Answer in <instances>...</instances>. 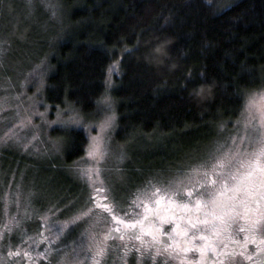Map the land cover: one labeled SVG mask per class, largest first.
Listing matches in <instances>:
<instances>
[{"label": "rangeland", "instance_id": "obj_1", "mask_svg": "<svg viewBox=\"0 0 264 264\" xmlns=\"http://www.w3.org/2000/svg\"><path fill=\"white\" fill-rule=\"evenodd\" d=\"M49 6L50 0H0V241L9 237L7 241H16L10 246L19 240L29 249L43 238L50 246L39 247L40 255L47 257L39 264H181L165 249L140 244L131 236H108L109 230L143 218L140 214L157 201H176L193 209L202 207L207 224L217 233L218 249L226 240L245 239L248 232L260 238L264 250V192L259 201L248 202L250 191L262 187L256 181L259 171L247 180L251 187L244 188L246 193L232 206L220 209L213 203L205 209L218 194L238 186L255 167V154L264 149V86L247 91L237 117L220 124L205 137L208 141L198 147V142L191 144L193 149L174 142L176 147L166 149L169 160L144 170L148 147L163 151L166 139L141 135L120 142L115 138L116 113L109 89L118 57L106 69L102 98L111 97L110 106L100 102L89 116L70 103L54 110L46 104L47 54L42 51L56 38L52 31L60 30L63 23L58 14L51 22ZM253 100L259 110L249 107ZM80 129L86 134L84 151L65 163L69 130ZM94 138L104 153L99 161L87 154ZM260 166L264 168V158ZM88 169H99V177L93 174L89 181L82 176L81 170ZM66 177L74 184H68ZM101 188L104 191L98 192ZM156 188L161 191L153 195ZM98 203H108L112 212ZM248 205L251 210L246 215L242 209ZM252 251L251 246L239 249V255L217 264H264V259L251 260ZM0 264L19 263L0 253Z\"/></svg>", "mask_w": 264, "mask_h": 264}, {"label": "trees", "instance_id": "obj_2", "mask_svg": "<svg viewBox=\"0 0 264 264\" xmlns=\"http://www.w3.org/2000/svg\"><path fill=\"white\" fill-rule=\"evenodd\" d=\"M50 1L51 22L58 14L63 23L42 51L46 104L54 110L70 103L92 115L107 90L106 69L118 57L109 89L115 138L166 139L163 151L148 147L144 170L169 160L174 142L208 141L237 117L247 91L264 86V0ZM69 131L65 163L86 142L81 129Z\"/></svg>", "mask_w": 264, "mask_h": 264}, {"label": "flooded vegetation", "instance_id": "obj_3", "mask_svg": "<svg viewBox=\"0 0 264 264\" xmlns=\"http://www.w3.org/2000/svg\"><path fill=\"white\" fill-rule=\"evenodd\" d=\"M263 173L264 171H259L257 174V183L264 179ZM250 187L251 185L247 183V180L240 182L236 188L218 194L216 198L206 204L205 209L211 207L213 201L215 203L213 207L229 208L234 200L244 196L246 193L243 191L244 188ZM260 192H264V187L257 186L255 190L250 191L248 202L253 204L259 201L261 199ZM248 206H244L242 209V212L246 215L250 214L251 210V206ZM143 212L145 213L140 215L144 217L134 222H138L135 227L122 226L117 228L120 235L116 238L123 239V237L131 236L140 244H146L156 249H165L168 254L176 255L181 264H217L219 261L228 260L231 256L236 257L239 255L237 254L239 249L249 246L253 247L250 254L252 261L264 259V250L260 249V238L251 237L248 232L245 239L241 241L226 240L218 249L216 247L218 242L215 239L217 233L215 234L209 225L205 223L207 218L204 216L202 207L193 209L181 206L176 201H162L152 207H147ZM192 225H195L194 230H192ZM202 236L206 239H201ZM8 239L9 237L4 241ZM3 240L0 241V253L7 256L12 262L39 264L40 261L47 260V257L41 256L39 252V247L42 244L46 249L47 246H50L49 242H44L43 238H40V242L29 249L25 247L26 245L22 241L18 240L15 246H10L16 242L12 239L7 241V245H9L7 246ZM205 245H207L206 248ZM201 248L204 249L203 254L198 250ZM185 249L191 250L185 251ZM35 253L37 259L34 258ZM186 255L192 257L187 258Z\"/></svg>", "mask_w": 264, "mask_h": 264}, {"label": "snow or ice", "instance_id": "obj_4", "mask_svg": "<svg viewBox=\"0 0 264 264\" xmlns=\"http://www.w3.org/2000/svg\"><path fill=\"white\" fill-rule=\"evenodd\" d=\"M110 72H111V69H110ZM101 103L110 106L111 97H109L108 95H105L102 98ZM253 106H256L257 109L259 110L257 101L253 100V101L250 102L249 107H253ZM110 121H111V117H109L108 121L105 122L106 125L108 123H110ZM87 154H88L89 157H91L93 159H96L97 161L102 160L104 158V153H103V151L101 149V145L95 140V138H94V142L90 146L89 151H88ZM255 156H256V160L253 162L255 167H252V170L246 172L243 175V177L241 178L240 182H243V181H246V180L252 178L255 171H264V168H262L260 166V159L264 158V149H261L258 153L255 154ZM250 167H251V165H250ZM93 174H95L97 176V178H98L99 177V169L81 170V175L82 176H87L89 181H93ZM233 179H236V178L233 177ZM260 185L262 187H264V179L260 180ZM97 191L101 192V191H104V189L103 188L97 189ZM160 191H161L160 188H156L155 192L153 193V195L158 194ZM103 199L104 200H108V196L103 197ZM113 200H115V197H113ZM157 203H159V201H157ZM197 203L199 205V202H197ZM213 203H214V201H213ZM97 206L102 208V209H104L107 212H112V210H113L112 207L108 203H98ZM113 218L115 219V217H113ZM136 223H138V222H136ZM136 223L129 224L128 227H135ZM205 223H207V221H205ZM192 227L194 228L195 225H192ZM116 231H119V229H116ZM137 238H139V237H137ZM201 239H206V237L202 236ZM206 247H207V245H205V248ZM189 250H191V249H185V251H189ZM198 250L201 251V254H203V251H204L203 248L198 249Z\"/></svg>", "mask_w": 264, "mask_h": 264}, {"label": "water", "instance_id": "obj_5", "mask_svg": "<svg viewBox=\"0 0 264 264\" xmlns=\"http://www.w3.org/2000/svg\"><path fill=\"white\" fill-rule=\"evenodd\" d=\"M112 235H117V236H119L120 235V232H117L116 230H109V237H111Z\"/></svg>", "mask_w": 264, "mask_h": 264}, {"label": "bare ground", "instance_id": "obj_6", "mask_svg": "<svg viewBox=\"0 0 264 264\" xmlns=\"http://www.w3.org/2000/svg\"><path fill=\"white\" fill-rule=\"evenodd\" d=\"M103 104V103H102ZM96 196V195H95ZM97 207V206H96Z\"/></svg>", "mask_w": 264, "mask_h": 264}]
</instances>
